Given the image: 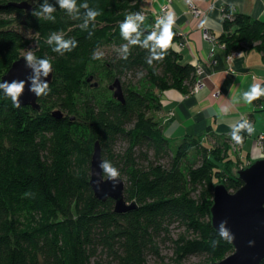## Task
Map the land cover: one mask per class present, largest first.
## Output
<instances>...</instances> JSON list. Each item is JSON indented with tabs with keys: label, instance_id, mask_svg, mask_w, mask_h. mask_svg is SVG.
<instances>
[{
	"label": "trees",
	"instance_id": "16d2710c",
	"mask_svg": "<svg viewBox=\"0 0 264 264\" xmlns=\"http://www.w3.org/2000/svg\"><path fill=\"white\" fill-rule=\"evenodd\" d=\"M22 1L27 0H0V82L26 43L5 18L14 14L26 13L27 26L39 36L35 55L48 58L55 72L49 95L38 99L40 110L29 105L15 108L0 90V264H91L99 246L107 247L119 264H144L147 251L157 248V237L175 223L192 233L191 238L179 239L181 258L208 254L215 262L231 255L232 243L222 240L219 246H210L218 238L211 208L217 184L223 182L233 192L243 186L240 169L235 174L234 167L247 164L233 152L235 142L223 136L210 146L187 136L174 144L152 116L160 108L162 91L192 92L196 67L182 63V55L172 49L163 61L149 65L151 43L148 48L129 44L127 59L122 51L93 59V52L103 47L121 49L128 44L120 35V24L128 15L142 14V0H77L78 16L60 9L58 0H48L56 8L54 22L9 5ZM33 1L34 9L45 2ZM85 3L101 13L87 26V9L80 7ZM223 13L219 40L228 53L256 50L264 56V22L227 6ZM145 17L141 41L156 31L155 16ZM53 32L76 40L77 47L63 55L53 52L55 43H47ZM173 32L177 44L180 36ZM72 60L76 67L61 72ZM90 61L103 62L99 67L108 81L121 80L125 102L115 99L109 86L99 82L92 87L91 75L85 72ZM70 71L75 77L67 78ZM131 75L133 79L123 80ZM263 101L264 97L254 103ZM56 106L76 117H55ZM241 135L243 142L237 145L249 134ZM96 141L102 158L119 169L127 202L136 203L125 213L115 211L112 198H97L90 185ZM261 144L264 151V136ZM118 145L124 147L117 152Z\"/></svg>",
	"mask_w": 264,
	"mask_h": 264
},
{
	"label": "crops",
	"instance_id": "0c3cea01",
	"mask_svg": "<svg viewBox=\"0 0 264 264\" xmlns=\"http://www.w3.org/2000/svg\"><path fill=\"white\" fill-rule=\"evenodd\" d=\"M169 0H142V10L155 17L161 15V7ZM204 12L194 18L185 0H171L167 11L175 17L173 30L185 37L183 47L175 44L182 55V63H200L204 73L197 76L203 85L191 93H183L169 88L159 94L160 108L152 116L163 126L164 135L172 142H180L189 136L200 139L206 145L217 144L221 138L230 136L231 125L249 120L254 132L248 135L245 143L234 146L233 152L246 165L263 157L264 151L259 139L264 136V101L261 105L243 102V93L253 84H264V56L251 50H242L232 60L219 40L223 32L224 7L247 14L264 22V0H193ZM165 13V15L167 14ZM207 17L215 21V28L199 27ZM208 31L216 36L211 42L204 38ZM219 91L218 94H215ZM228 109V111H221Z\"/></svg>",
	"mask_w": 264,
	"mask_h": 264
},
{
	"label": "water",
	"instance_id": "95a60500",
	"mask_svg": "<svg viewBox=\"0 0 264 264\" xmlns=\"http://www.w3.org/2000/svg\"><path fill=\"white\" fill-rule=\"evenodd\" d=\"M20 9L31 11L33 6L27 1L13 2ZM47 77L41 76V81L51 83L54 78L55 68ZM35 74L34 69L26 64L24 57L14 61L1 82L13 80L27 81L25 90L20 97V106H32L40 110L39 97L30 90L31 81L28 77ZM92 87H98L99 82L94 81V76L88 78ZM109 89L115 99L125 102V93L122 82L116 78ZM53 115L62 118L63 113L54 111ZM102 146L95 142L90 164V185L97 198L105 201L112 198L115 201V211L125 213L136 207V203H128L125 198V181L118 177L115 180L106 179L100 167L102 162ZM243 186L236 192L228 190L224 183L217 184L214 188V203L211 208L212 225L218 229L221 221H227V227L234 234V252L226 258L208 264H261L264 259V158L252 162L246 168L238 171ZM250 241L254 243L250 244Z\"/></svg>",
	"mask_w": 264,
	"mask_h": 264
},
{
	"label": "clouds",
	"instance_id": "9594fccd",
	"mask_svg": "<svg viewBox=\"0 0 264 264\" xmlns=\"http://www.w3.org/2000/svg\"><path fill=\"white\" fill-rule=\"evenodd\" d=\"M187 5H191L193 0H185ZM60 9L66 10V12L71 16L73 14L79 15V8L77 7V0H58ZM87 9L85 14L84 25L87 26L89 21H96L97 16L101 13L93 8H89L85 3L81 5ZM56 8L48 3V0L38 8L33 9L32 15L39 20L44 19L48 21H55L56 17L53 15ZM146 20L145 15L141 13H135L128 15L120 24V35L122 38L128 41V44L122 45L121 51L124 54V58L127 59L129 53L128 45L141 44L142 47L148 48L151 43V55L147 59V63L152 65L154 61H163L168 50H177L175 44L173 43L175 33L173 32V26L175 23V17L171 12H168L165 16L157 19L156 27L159 32L152 31L143 41L140 40V25ZM199 27L204 28H215V21H212L205 17L201 22ZM55 47L52 49L53 52L59 53L60 55L66 52H71L77 47L78 42L74 39H65L60 33L53 32L50 34L47 43L53 44ZM26 64L34 69L35 74L28 77L31 81L30 90L34 92L38 97H45L49 95L51 89L49 83L46 81H41V76L47 77L53 72V67L48 58H38L32 51H28L24 56ZM93 59H100V54L98 52H93ZM27 81L25 80H13L11 82L3 81L0 82V90L3 91V95L10 99L11 104L15 108H20V97L25 90ZM264 97V87L259 84H253L248 91L243 93V102L245 104L251 105L253 102ZM221 111H228V109H221ZM231 140L237 144L243 142L242 132L251 134L254 132L253 125L248 120H242L236 124L230 126ZM103 170L104 177L106 179H113L120 177V171L113 163L109 160L102 159L100 164ZM227 221H221L218 229H216V234L218 238L210 241V246L215 248L219 246L220 242L223 240L227 243H232L235 239L234 234L226 226ZM254 241H250V244Z\"/></svg>",
	"mask_w": 264,
	"mask_h": 264
},
{
	"label": "rangeland",
	"instance_id": "374dc122",
	"mask_svg": "<svg viewBox=\"0 0 264 264\" xmlns=\"http://www.w3.org/2000/svg\"><path fill=\"white\" fill-rule=\"evenodd\" d=\"M23 2V1H22ZM27 2L32 5L33 7H35V1L33 0H27ZM34 9V8H33ZM33 9L31 11H28L27 9H22L25 12L29 13L32 12ZM26 13L23 14V16H18L17 14H14L12 16H8L5 17L7 20H10L11 22V27L18 30L25 38H26V43H24L22 46L19 47V57H23L28 51H32L34 54H36L37 52V42H38V33L35 31L34 27L32 26H27L26 24ZM114 51H121L120 48H116V47H103L100 50L96 51L98 52L101 56L105 57L110 55L111 53H113ZM102 61L95 65L93 64L92 61H90L85 69L88 73V75H94V71H96V75H95V79L94 81H98L101 83V86L103 87H107L109 86V84H111L113 81H108L106 79V76L104 75L103 69L99 66L102 65ZM52 64V63H51ZM69 67L67 68V66H63V68H60V71L63 73L68 72L69 70H72L76 67V61L72 60L69 65ZM67 69V70H66ZM75 71H70V73H68V77L67 78H71V77H75L74 75ZM72 74V75H69ZM67 76V75H66ZM131 78L133 79L134 77L128 76V77H123L124 81H128ZM137 78H135L134 81H136ZM83 92H89L86 88V86H83ZM61 111L63 113V117H67V116H71L73 118L76 117V115H74L73 113L69 112V111H65L62 107L60 106H56L52 109V111ZM174 144H178L176 142H173ZM214 145H217L214 143ZM123 145H118L115 150L121 151L123 149ZM264 158V154L263 157L260 159ZM250 163H248L246 166H235L234 167V173H237L238 169H242V168H246L247 166H249ZM223 183V182H220ZM219 183V184H220ZM233 192V191H231ZM191 234L186 231V227L175 223L172 224L169 228L168 231L163 232L162 234H160V236L157 237L156 239V243H157V248L156 249H151L149 251H147L146 256H145V261L144 264H208L213 262L208 254H196V255H189L187 257L181 258L178 255V251H179V239L182 237H188L191 238ZM91 264H119L118 260H115L113 258V256L109 253V250L107 249V247H102L99 246L97 247V251L95 253V255L92 257L91 259Z\"/></svg>",
	"mask_w": 264,
	"mask_h": 264
},
{
	"label": "built area",
	"instance_id": "2783aa9c",
	"mask_svg": "<svg viewBox=\"0 0 264 264\" xmlns=\"http://www.w3.org/2000/svg\"><path fill=\"white\" fill-rule=\"evenodd\" d=\"M170 1H171V0H169L165 5H163V6L161 7V10H160L161 15L155 17L156 21H157V19H159V18L165 16V13H167V11H168V9H169V7H170ZM188 6H189L190 14H191L194 18L202 17V16L204 15V12H203V11H202V10H201V9H200V8L194 3V2H193L191 5H188ZM142 14H143V15H147L146 12H144V11L142 12ZM229 16H230V15H229ZM156 21H155V24H154V29H155L156 31H159V29L156 27ZM203 36H204V38H205L206 40H208V41H211V42H215V41H217L216 36L213 35V34H211V33H209L208 31H205V32L203 33ZM181 39H183V40H180L179 43H178V45L181 46V47H183V46H185V45L187 44V40L185 39V37H181ZM222 45L225 47V44H224V43H222ZM241 51H242V50H234V51L228 53L227 59H228L229 61L232 60L235 56L239 55V54L241 53ZM195 67H196V75H197V76H200V75H202V74L204 73V68H203V66H202L200 63H197V64L195 65ZM201 85H203V83L201 82V80H198L194 88H198V87H200ZM218 93H219V91H216V92H215V94H218ZM248 121H249V120H248ZM249 122H250V121H249ZM261 138H262V137H261ZM261 138L259 139L260 144H261ZM261 145H262V144H261ZM234 146H237V144L234 143Z\"/></svg>",
	"mask_w": 264,
	"mask_h": 264
}]
</instances>
